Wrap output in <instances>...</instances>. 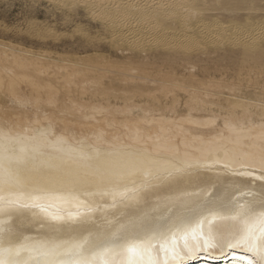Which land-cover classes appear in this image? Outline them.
I'll list each match as a JSON object with an SVG mask.
<instances>
[{
    "label": "snow or ice",
    "instance_id": "snow-or-ice-1",
    "mask_svg": "<svg viewBox=\"0 0 264 264\" xmlns=\"http://www.w3.org/2000/svg\"><path fill=\"white\" fill-rule=\"evenodd\" d=\"M126 7L122 13L120 4L106 0H58L44 19L25 16L7 31L30 35L37 43L26 47L0 42L5 63L10 62L4 72L14 77L17 69L40 67L43 49L54 41L79 35L77 42L82 47H94L92 38L76 26L75 16L81 8L97 17L115 15V34H126L125 22L140 11L138 6ZM89 70L101 79L116 76L134 85L153 84L160 91L169 88L167 80L150 75L143 60ZM241 88L239 81L230 84L233 92ZM16 103L23 106L31 101L17 98ZM246 103L264 112V56L256 94ZM91 111L106 109L100 105ZM32 123L26 120L23 130L15 131L21 124L14 118L0 119V264H195L202 254L216 248H243L251 254L247 264H264V119L253 134V128L237 127L226 118L225 126L231 132L227 142L232 147L210 140L200 155L175 143L160 145L159 137L158 150L149 151L133 149L118 137L106 141L103 133L95 136L94 143H87L53 135L51 124L34 129ZM129 181L149 189L173 190V206L151 218L144 214L127 224L121 219L102 232L88 215L90 207L84 213L65 216L50 212L45 203L64 187L98 183L118 188ZM120 195L121 203L136 198ZM210 219L230 222L231 235L225 237ZM35 225L43 231L32 234Z\"/></svg>",
    "mask_w": 264,
    "mask_h": 264
},
{
    "label": "rangeland",
    "instance_id": "rangeland-1",
    "mask_svg": "<svg viewBox=\"0 0 264 264\" xmlns=\"http://www.w3.org/2000/svg\"><path fill=\"white\" fill-rule=\"evenodd\" d=\"M122 1L134 5L132 0ZM57 2L0 0V42L20 43L26 47L36 44L30 35L7 29L27 15L44 19L48 8ZM106 2L116 4L113 0ZM145 5L144 0H137L134 6L142 10ZM262 6L264 0H189L186 16L191 18L190 31L184 28L179 14L170 19L169 11H159L155 21L160 33L147 32L130 40L115 34L113 17H97L81 8L75 16L76 26L92 38L94 47H82L77 42L79 35L75 39L51 42L43 49L45 58L40 67L17 69L14 77L4 72L10 62L5 63L6 56L0 49V107L11 113L31 111L37 99L45 101L41 108L47 112L57 108L69 110L66 117L72 120L77 119L78 110L90 112L86 107L91 105L109 107L112 112L108 117L116 119L125 118V114L116 111L123 107H132V118L136 119L144 115L148 118L163 115L172 120L215 119L210 128L189 126L194 133H203L205 141L220 132L226 134V118L238 124L245 122L246 126H257L264 119V112L246 102L256 94L264 56V34L256 30V25H264ZM202 24H218L219 29L202 32ZM176 35L187 36L179 40ZM129 60H143L150 75L167 80L169 88L160 91L153 84L134 85L116 76L101 79L99 73L89 70L99 65H122ZM233 80L242 84L236 92L230 89ZM12 88L22 97L20 99H28L31 103L17 104ZM49 98L56 101L57 107L46 104Z\"/></svg>",
    "mask_w": 264,
    "mask_h": 264
},
{
    "label": "bare ground",
    "instance_id": "bare-ground-1",
    "mask_svg": "<svg viewBox=\"0 0 264 264\" xmlns=\"http://www.w3.org/2000/svg\"><path fill=\"white\" fill-rule=\"evenodd\" d=\"M113 1L115 2V0ZM132 1L134 2V5L137 3V0ZM144 1L146 2V5L141 8L142 10L136 12L133 17H129L125 22L128 31L123 35V37L126 38V40L134 39L147 32L149 34L160 33L157 21H155L159 11H169L170 14L167 16L170 19L173 18V15L179 14L184 28L190 31L191 27L189 22L191 18L186 16V14L189 13L187 7L189 0ZM83 2H85V0ZM97 2H99V0H97ZM116 4H120L122 6L120 10L122 13L127 10L126 6L133 5L131 3H124L122 0ZM149 5L150 7H148ZM140 14H143V17H138ZM145 15H147V19H144ZM114 22L115 15H113V21L111 22L112 28ZM261 26L262 25H256V30L259 34L263 35L264 33L261 31ZM217 29H219L218 24H202L200 26V30L202 32H213ZM185 36L187 35H176L175 38L183 40ZM0 83L2 84L1 79ZM14 88H12V90ZM16 91L18 90L16 89ZM14 92L15 91L13 90L12 94L16 99L19 97L22 98ZM49 99L46 100V104L51 105L53 108L57 107L55 106L56 101H51V98L50 103ZM33 103L34 108L31 111L19 110L11 113V111L4 110L0 107V119L14 118L19 124H21V128L15 129V131H22L24 122L26 120H31L34 121V123L30 126L34 129L42 127L47 128L51 124V132L53 135H65L69 138L75 137L76 139H85L87 143H94L95 136L103 133L106 141L110 142L114 137H118L120 143L129 145L133 149H148L149 151L158 150L155 142L157 137H159L160 145H165L168 142L175 143L179 145L182 150L186 149L194 155H200V150L208 141L203 139V133H194L189 126L193 125L194 127L202 126L210 128L214 126L216 121L215 119L201 120L196 117H186L172 120L163 115L158 118H148L144 115L142 118L136 119L132 118L134 112L132 107H123L122 109L116 110L126 115L123 119H116L108 117L110 112H112L109 107L103 106L106 111L102 113H93L91 111L94 106L100 105H91V107H86L90 110V112L83 113L81 110H78L76 112L77 119L72 120L66 117L69 110L57 108V110H49L50 112H47L46 109L41 108V105L45 103V101L42 102L36 99ZM84 105H81L80 107L85 109ZM63 107L66 108V106ZM68 109H70V107ZM37 121L38 123H35ZM231 121L237 127L243 126L245 129L253 128V134L259 131V123H257V126H246L245 122L238 124L233 120ZM224 128V132L226 134L220 132L219 134H215L210 140L215 141L218 145H224L230 148L232 145L228 144L227 138L231 136V132L225 125ZM243 143H248V141L245 140ZM152 183L157 185L160 184L159 181H153ZM122 192L128 197L135 195L136 198L126 199L123 203H121L120 201L122 197L120 193ZM174 196L175 192L173 190L165 189L163 187L149 189L139 182L133 184L129 181L118 188L106 187L98 183H89L64 187L56 194V197L46 201L45 203L50 212L63 213L65 216L68 214L75 216L78 212L84 213L86 209L90 207L92 210L88 213V215L92 218L95 228H98L103 232L107 227L115 224L121 219H123L124 223L127 224L130 220H134L144 214H148L149 218H151L154 214L165 213L167 208L173 206ZM209 223H214V227L219 232L224 234L225 237L231 235L230 222L218 220L213 222L210 219ZM193 227L198 226L194 225ZM207 230L208 224H205L204 231ZM38 231H43L39 225H35L31 229L32 234ZM93 231H95V229H93ZM249 257H251V254L246 252L243 248H216L212 249L207 254H202L201 258L195 261V264H241V261H243L244 264H247ZM116 259L119 260L118 257ZM160 259L163 261L162 254L160 255Z\"/></svg>",
    "mask_w": 264,
    "mask_h": 264
}]
</instances>
